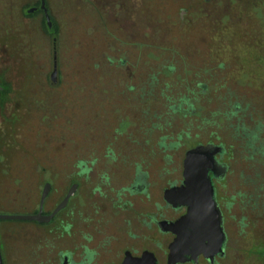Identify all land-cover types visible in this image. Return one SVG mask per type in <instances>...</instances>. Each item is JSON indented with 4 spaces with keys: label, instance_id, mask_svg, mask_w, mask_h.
I'll return each mask as SVG.
<instances>
[{
    "label": "flooded vegetation",
    "instance_id": "flooded-vegetation-1",
    "mask_svg": "<svg viewBox=\"0 0 264 264\" xmlns=\"http://www.w3.org/2000/svg\"><path fill=\"white\" fill-rule=\"evenodd\" d=\"M196 2L194 12L203 15L200 20H203L205 24H212L214 21L212 11L216 7L217 0H196ZM42 3L47 10L53 30H50L46 24ZM123 3L125 2H119V4ZM190 12L192 11L187 8H181L179 19L187 20ZM23 13L42 17L46 31L52 38L51 64L48 62L47 68L51 66L50 75L55 65L57 69L56 81H51L49 75V81L40 83L29 81L24 87L26 96L24 103L30 105V108L21 116L22 122L27 121L30 125L34 122V140L31 145L38 150L55 152L57 143L62 138L64 143L61 142L60 146L72 150L73 121L77 119L73 106L75 103L79 105L80 101L90 100V93L95 97L97 95L99 102L96 104L102 107V112L85 114L86 118L82 117L81 120L88 121L87 116L97 117L98 127L102 132L106 130V118L110 119L112 116L106 109L114 110L118 103L141 106L143 122L139 129H144V138H139L143 140L129 132L125 135V145L114 141L106 147V139L102 135L98 140V146L107 153H114L118 149L122 151L124 148L131 147L129 144H133L134 147L144 144L147 147L159 148L161 151H174L181 145L184 133L189 137L193 131L197 141L185 150L183 158L178 162L180 164L179 178L171 181L165 188L182 184L184 158L189 149L199 145L215 148V164H218V167L210 171L209 176L214 188V199L221 213L224 242L222 251L215 253L212 257L200 254L195 261L176 264H264V96H259V90L252 87L251 92L241 91L236 83H228L231 86L218 85L215 67L211 65L204 76L206 82L196 83L197 93L188 87L187 94H181L178 91L171 94L170 78L161 81L160 76L163 71L172 73L176 69L174 64H165L166 59H162L164 62L161 65H149L146 70L143 69L144 75H139V72L142 73L138 69L140 65H133L131 70L123 71L122 68L127 67L128 64L125 59H119L122 53L119 49H114L112 54L103 53L104 63L101 65L99 80L80 83L79 87L77 83L61 79L63 55L66 58L69 55L71 59L73 51L71 47L68 51L67 46L59 50L58 35L48 1L35 0L23 8ZM164 52L169 53L167 49H163L155 51V55ZM149 53L152 55L154 51L145 50V58L149 56ZM220 68L223 66L220 65ZM70 70L72 71V66ZM7 84L0 81V98L2 94L8 93ZM91 87L96 90L88 92L92 89ZM219 88H224L226 91L219 95L217 91ZM75 89H84L87 94L81 99L74 98ZM208 92L209 96L206 99L205 94ZM207 104L210 105L208 110L205 108ZM45 109L51 111L48 112ZM175 116L186 118L187 126L177 133L169 134L166 131ZM219 118L226 122L225 137L218 134ZM10 121L12 125H15L17 120L13 118ZM119 122L116 129L121 128L122 125L125 126L127 121ZM51 125L54 126L55 134L59 137L57 140L55 138L51 140V136H54L49 128ZM11 128L7 129V133L11 132L12 136L24 137L23 129ZM120 128L117 131H120ZM85 130L89 133L94 132L93 128ZM42 137L48 138L45 140ZM42 145L45 148H42ZM6 154L7 152L2 155L10 158L8 162L13 163L18 159L17 152L12 148H10V154ZM7 158H1L0 164H8L3 160ZM121 162L126 164L125 161ZM21 163L18 161L15 164ZM112 163L117 162L112 161ZM135 164L130 184L117 191L115 200L111 202L110 209L112 207L113 209L109 210L105 207L102 212H98L96 208L92 214L89 213V190L81 188V181H87L94 168H104L113 164L78 160L75 164H66L63 167L62 164L38 163L34 168L37 176L22 179L32 186L28 187L35 194V201L32 204L31 202L23 204V208L14 215L40 213L43 216H49L70 190L72 194L68 197L65 206L54 213L47 222L34 219H0V264H123L126 258H139L144 252L153 253L156 264H167L169 245L175 234L171 231H162L159 222L176 221L186 214L187 207L175 208L167 203L163 197L164 188L163 205L159 207L161 212L154 213L151 209L142 215L140 237L135 202L132 198L138 194L147 193L149 182L147 172L140 169L141 166L137 165L139 163ZM63 168H66L65 172L61 171ZM109 178L104 171H99L98 179L107 181L109 184ZM4 180L5 178L0 177L1 194L4 190ZM46 185H48V192L42 200ZM93 190L100 196L104 194L102 185ZM4 194L7 195L6 190ZM124 194L129 197L123 200ZM123 206L134 211L135 214L124 218L118 216L117 210ZM5 220H18L19 223L25 224L22 234L15 238L11 227L4 224ZM40 228L44 229V235H36L37 238L33 240L27 236L29 232ZM155 232L161 238V242H158L156 246H154ZM64 236L67 240L62 239Z\"/></svg>",
    "mask_w": 264,
    "mask_h": 264
},
{
    "label": "rangeland",
    "instance_id": "rangeland-1",
    "mask_svg": "<svg viewBox=\"0 0 264 264\" xmlns=\"http://www.w3.org/2000/svg\"><path fill=\"white\" fill-rule=\"evenodd\" d=\"M34 1L0 0V81L8 83L9 86L8 93L2 94L0 98V160L7 158L2 154L7 152L6 155H9L10 148L17 152L18 158L13 163L8 162L10 158L3 159L8 164H0V177L5 178L3 194L0 192V205L3 203L0 213L15 214L23 208V204H30L29 202L32 204L35 201V194L29 189L32 186L22 179L37 176L34 168L38 163L62 164L65 167L66 164H75L78 160L113 164L104 168H94L90 178L81 181V188L89 190V213L93 214L96 208L98 212H102L105 207L111 210L113 209V207L110 209L111 202L115 200L117 191L130 184L135 163H139L137 165L141 166L140 169L147 172L149 182L147 193L132 198L135 202L140 236L142 215L151 209L154 213L161 212L159 207L163 205L162 191L171 181L179 178L178 162L183 158L185 150L194 145L197 137L191 130L189 137L184 133L181 145L174 151H161L159 148L147 147L144 144L138 145L139 147L129 144L131 147L122 151L118 149L114 153H107L98 146V140L102 135L105 136L106 147L114 141L125 145V135L129 132L138 138H144V129H139L143 122L141 106L118 103L114 110L105 108L112 116L110 119L104 116L106 130L102 132L98 127L97 117L87 116L88 121L81 120L82 117L86 118L85 114L102 112V107L96 104L99 102L97 95L95 97L90 93V100L80 101L79 105L75 103L73 106L77 119L73 121L72 150L60 146L61 142L64 143L62 138L57 143L55 152L38 150L31 145L34 140V122L30 121L31 125L27 121L22 122L21 116L30 108V105L24 103L26 102L24 87L29 81L39 83L49 81L51 66L49 68L47 66L48 62L51 64L52 54V38L46 31L42 17L23 13V8ZM47 1L58 35L59 50L67 46L68 51L70 47L73 51L71 59L69 55L67 58L63 55L62 58L61 79L64 81H72L80 87V83L99 80L101 65L104 63L103 53L112 54L114 49H119L122 51L119 59H125L128 64L122 68L123 71L131 70L133 65H140L138 69L142 73L139 72V75H144L149 65H161L164 62L162 59L167 60L165 64H174L176 69L172 73L163 71L160 76L161 81L170 78L171 94L177 91L187 94L188 87L197 93L196 83L206 82L204 77L206 70L212 65L218 76V85L231 86L228 83H236L241 91L246 92L247 90L251 92L253 87L259 90V96H264V0H217L212 11L214 19L212 24H205L200 20L203 15L194 12L196 0ZM120 1L125 3L119 4ZM181 8L192 11L188 13L187 20L179 19ZM163 49H167L169 53L155 55V51ZM145 50H153L155 56L149 53L148 59L145 58ZM220 65L223 68H220ZM91 88L88 92L96 90ZM75 91L74 98L81 99L87 94L84 89ZM217 91L220 95L226 90L219 88ZM209 92L205 94L206 99ZM209 107L207 104L206 110ZM48 109L45 111H51ZM13 118L19 120L15 121L16 126L10 121ZM123 120L127 121L125 126L122 125L119 127L121 130L117 131L119 121ZM187 122L186 118L175 116L166 132L177 133L187 126ZM225 124L226 122L219 118L217 130L222 137L227 133ZM9 127L23 129L24 137L7 133ZM49 128L54 135L51 136V140L53 138L57 140L59 137L55 134L54 126L51 125ZM88 128H93L94 132L89 133L85 130ZM47 138L42 137L45 140ZM41 147L45 148L43 145ZM18 161L22 163L15 164ZM121 161H125L126 164ZM65 170L66 168H63L61 171ZM99 171H104L110 177L109 184L98 179ZM100 185L104 192L101 196L93 190ZM5 190L7 195L4 194ZM122 197L124 200L129 196L124 194ZM117 212L118 216L123 218L135 214L125 206ZM3 222L11 227L15 238L22 234L25 224L19 223L18 220ZM43 230L40 228L29 232L27 236L33 240L36 235H44ZM142 237L144 238V235ZM62 239L67 240L65 236ZM158 242H161V238L155 232L154 246Z\"/></svg>",
    "mask_w": 264,
    "mask_h": 264
},
{
    "label": "water",
    "instance_id": "water-1",
    "mask_svg": "<svg viewBox=\"0 0 264 264\" xmlns=\"http://www.w3.org/2000/svg\"><path fill=\"white\" fill-rule=\"evenodd\" d=\"M46 15V24L50 30L53 25L42 3ZM56 65L50 75L51 81H56ZM215 148L212 146H197L185 153L183 164V182L164 189V200L173 207L186 206L187 212L174 222L163 220L159 222L162 231L175 234L169 245L167 264L185 261H195L198 255L212 257L222 251L224 233L219 207L214 199V188L209 172L218 167L215 164ZM48 185L42 193V200L47 195ZM72 190L49 216L40 213L36 215L0 214V219H34L47 222L59 209L65 206ZM123 264H156L153 253L144 252L139 258H126Z\"/></svg>",
    "mask_w": 264,
    "mask_h": 264
}]
</instances>
